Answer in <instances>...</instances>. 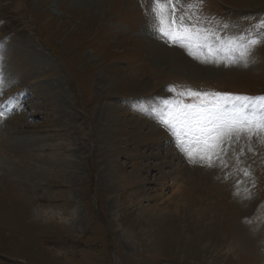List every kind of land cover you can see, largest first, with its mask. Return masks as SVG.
<instances>
[{
  "label": "rangeland",
  "instance_id": "rangeland-1",
  "mask_svg": "<svg viewBox=\"0 0 264 264\" xmlns=\"http://www.w3.org/2000/svg\"><path fill=\"white\" fill-rule=\"evenodd\" d=\"M150 6L0 0V264H264V144L209 164L165 128L156 145L131 135L137 120L161 128L152 110L181 91L264 96V42L244 56L229 43L264 40V0H202L211 50L192 55L153 31ZM110 110L124 133L108 159ZM132 154L146 182L120 188ZM161 193L184 205L155 215L138 199Z\"/></svg>",
  "mask_w": 264,
  "mask_h": 264
},
{
  "label": "snow or ice",
  "instance_id": "snow-or-ice-1",
  "mask_svg": "<svg viewBox=\"0 0 264 264\" xmlns=\"http://www.w3.org/2000/svg\"><path fill=\"white\" fill-rule=\"evenodd\" d=\"M201 3L202 0H189L188 3L183 0H151L153 31L173 44L189 46L190 55L194 54L193 47L196 50L202 47L211 50L208 29L203 27L202 21L191 11ZM258 31L264 36V21L260 23ZM240 40H244L239 45L241 56L258 43L264 42L257 38L237 36L229 43ZM177 95L175 101H162L165 108L159 113L153 109L152 114L163 128L176 137L177 147L189 158L195 155L211 164L213 157L219 159L227 152L234 151L231 146L242 138L250 141L255 136L264 144V96H228L190 89ZM184 97H192L193 101L185 103Z\"/></svg>",
  "mask_w": 264,
  "mask_h": 264
},
{
  "label": "bare ground",
  "instance_id": "bare-ground-1",
  "mask_svg": "<svg viewBox=\"0 0 264 264\" xmlns=\"http://www.w3.org/2000/svg\"><path fill=\"white\" fill-rule=\"evenodd\" d=\"M109 76V75H108ZM107 77V76H106ZM117 79V78H114V80ZM108 80V79H107ZM118 80V79H117ZM130 80V79H129ZM111 81H112V78H111ZM132 82L130 83V88H134L137 87L138 89H141L142 88V84L140 82H137L135 79L131 80ZM122 82V81H121ZM119 81H116V82H113L115 85L116 84H119L121 83ZM111 83V82H109ZM112 85V86H115V85ZM129 85V84H128ZM117 87V86H116ZM14 102V101H13ZM13 102L11 103V105L13 104ZM111 111V114H110V118L112 120V124L107 125V131L105 133V140L106 142H104V146H105V156L109 159V158H113L112 156H114V153L116 152L117 147H118V142L116 143L115 140H117L118 138L116 136H119L121 134L124 133V126L114 117V114H112V110ZM109 111V112H110ZM105 116V115H104ZM19 117V116H18ZM118 118V117H117ZM109 120V119H108ZM105 122V121H104ZM103 122V123H104ZM102 123V122H101ZM137 123H138V128H135L131 130V135L132 137L134 138V142L135 143H141L143 141H145V143L147 145H149L150 143H154V145L156 144H160V143H157L158 140L162 139V138H169L168 134H166V130L161 127L159 129H149L148 127L150 126V123L149 122H144V123H141L137 120ZM104 127V126H103ZM110 127H114V129L116 130V132H110ZM104 128V129H105ZM97 130V129H96ZM122 136V135H121ZM104 141V140H103ZM170 141V140H169ZM101 143V142H100ZM116 143V144H115ZM99 144V143H98ZM122 144V142H121ZM132 144V142H131ZM130 144V146H131ZM133 145V144H132ZM132 147V146H131ZM122 152V151H121ZM128 154V153H127ZM126 156V155H125ZM116 157V156H115ZM134 157V154H132L131 157H129L131 159V163H132V174H130L129 176H123L121 175V173H115L116 175H118V180H117V183L119 185L120 188H125L126 186H129L130 185V181L135 179L137 180V182L143 186L142 182H146V181H143L141 179V175H143V171L145 169L149 170L150 167H144V165H142L139 161H136V160H132ZM119 160V159H117ZM108 162V161H107ZM145 168V169H144ZM153 168V167H151ZM154 169V168H153ZM116 170V169H115ZM114 174V173H113ZM138 185V186H140ZM132 186V185H131ZM134 186V185H133ZM137 189V188H136ZM139 189V188H138ZM136 191V190H135ZM145 196V195H144ZM140 199L141 203L144 202L146 203V211L149 209L151 213H154L155 215H158L160 213H163L164 212V209L165 208L164 206L167 204V203H173L176 208L179 206H181L182 204L184 205L183 202L179 203L178 201H176L174 199V195H168L167 197L164 196L162 193L161 194H158V196L156 197V199L154 200L153 198H151L150 196L148 197L145 196V197H141V198H138ZM137 199V200H138ZM177 199V197H176ZM154 201V202H153ZM152 202L154 203L153 204V207L152 208H148L150 204H152ZM140 203V204H141ZM141 207V206H140ZM185 207V206H184ZM182 208V207H181ZM142 209V208H141ZM144 209V210H145ZM176 211H179V210H176ZM164 215V214H163ZM166 215V213H165ZM160 219V218H159Z\"/></svg>",
  "mask_w": 264,
  "mask_h": 264
}]
</instances>
